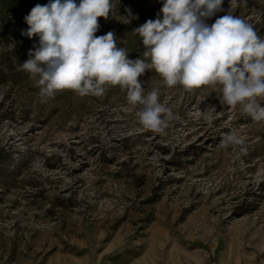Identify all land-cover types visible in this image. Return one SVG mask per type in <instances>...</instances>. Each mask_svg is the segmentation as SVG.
I'll return each mask as SVG.
<instances>
[{
    "label": "rangeland",
    "instance_id": "1",
    "mask_svg": "<svg viewBox=\"0 0 264 264\" xmlns=\"http://www.w3.org/2000/svg\"><path fill=\"white\" fill-rule=\"evenodd\" d=\"M49 2L0 0V264H264V121L220 104L219 85L168 88L154 69L139 79L172 110L162 134L140 125L142 106L119 85L41 98L18 66L39 39L21 35L24 17ZM163 2L111 0L95 35L113 31L136 59L133 30L162 19ZM222 8L206 22L230 0ZM231 14L264 38V0ZM232 130L246 152L221 146Z\"/></svg>",
    "mask_w": 264,
    "mask_h": 264
},
{
    "label": "clouds",
    "instance_id": "2",
    "mask_svg": "<svg viewBox=\"0 0 264 264\" xmlns=\"http://www.w3.org/2000/svg\"><path fill=\"white\" fill-rule=\"evenodd\" d=\"M247 0H230L228 13L208 24L223 11V0H164L160 15L148 19L133 32L145 51L136 59L117 47L113 31L96 36L99 19L108 18L111 0H50L36 4L24 17L28 28L21 35L38 36V46L28 51V59L18 70L30 74L41 98H52L62 90L79 96L102 97L106 86L119 85L127 102L142 106L136 112L140 125L162 134L173 113L159 102L160 91L146 93L141 77L155 70L168 88L180 85L192 91L205 85H219L220 104L242 106L254 121H264V38L254 26L231 9L246 6ZM129 17L135 19L131 9ZM131 20L125 17L124 23ZM245 140L235 130L225 134L222 147L239 146Z\"/></svg>",
    "mask_w": 264,
    "mask_h": 264
}]
</instances>
